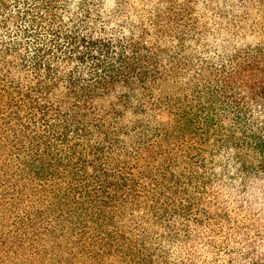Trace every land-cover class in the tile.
I'll list each match as a JSON object with an SVG mask.
<instances>
[{"label": "trees", "instance_id": "16d2710c", "mask_svg": "<svg viewBox=\"0 0 264 264\" xmlns=\"http://www.w3.org/2000/svg\"><path fill=\"white\" fill-rule=\"evenodd\" d=\"M0 264H264V0H0Z\"/></svg>", "mask_w": 264, "mask_h": 264}]
</instances>
